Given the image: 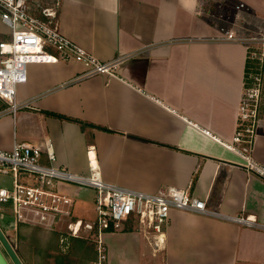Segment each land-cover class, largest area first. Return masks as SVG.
Listing matches in <instances>:
<instances>
[{"label":"crops","instance_id":"1","mask_svg":"<svg viewBox=\"0 0 264 264\" xmlns=\"http://www.w3.org/2000/svg\"><path fill=\"white\" fill-rule=\"evenodd\" d=\"M60 2L62 34L98 60L116 61L115 73L79 79L85 68L76 59L29 64L26 82L17 87L23 106L13 113L0 99V148L27 142L44 149L50 139L56 165L86 174L93 145L107 182L144 192L176 186L214 211L263 220L264 181L224 143L238 128L248 60L260 61L264 77V0ZM9 37L0 15V41ZM71 119L98 128L83 131ZM252 153L264 165V123ZM42 162L49 163L45 153ZM60 190L72 199L69 223L94 219V188L66 184ZM23 224L16 230L0 214L10 240ZM45 231L68 236L73 264L97 259L90 235ZM103 238L105 264H264V231L178 209L170 212L163 249L143 230ZM35 264L44 262L36 256Z\"/></svg>","mask_w":264,"mask_h":264},{"label":"built area","instance_id":"2","mask_svg":"<svg viewBox=\"0 0 264 264\" xmlns=\"http://www.w3.org/2000/svg\"><path fill=\"white\" fill-rule=\"evenodd\" d=\"M60 6V0H0L1 21L9 28L10 36L9 40L0 41V99L10 112L15 113L23 106L17 101V87L26 82L29 64L76 59L85 68L79 79L96 74L113 76L115 73L116 61H100L62 34L59 28ZM229 38H233V33ZM251 57L255 58L256 54H251ZM262 84L261 75H257L253 85L245 88L237 131L232 140L224 144L243 159L242 165L248 173L264 181V165L252 153L257 129L264 123L259 106ZM204 132L211 134L209 130ZM43 153L48 164L42 162ZM87 155L89 171L81 174L54 163L56 155L50 139L44 149L27 142H15L10 150L0 148V175L11 178L10 186H0V204L11 209L16 230L19 223H46L51 227L57 217L69 214L67 207L72 199L60 189L71 184L96 190L94 219L72 221L67 226L70 236L88 234L92 237L98 252L95 264H103L107 260L104 234L123 231L129 222L134 230L151 234L157 250L163 249L165 229L173 209L264 231V219L214 211L206 201L193 196L187 189L163 185L155 192H144L107 182L97 163L95 146L88 148Z\"/></svg>","mask_w":264,"mask_h":264},{"label":"rangeland","instance_id":"3","mask_svg":"<svg viewBox=\"0 0 264 264\" xmlns=\"http://www.w3.org/2000/svg\"><path fill=\"white\" fill-rule=\"evenodd\" d=\"M9 39H10V37L7 38L6 40H9ZM262 88H263V86H262ZM259 106H260L261 113H264V94H263V99L259 100ZM263 118H264V116H263ZM3 180H5L4 183H2ZM10 180H11L10 177L0 175V183H2V185L6 184V185L10 186L11 185ZM94 195H96V193H94ZM4 207L5 206L0 204V214L2 213L4 215L6 221H12L13 220V222H14L13 214L9 210H6L5 209L6 207L5 208ZM69 221L70 220H69L68 216L60 215L59 217H57L53 221L51 227H47L46 223H40V225H38L40 228L33 227L31 224L24 223L23 226L21 227V230L19 228V231L16 235V238L14 235L11 240H13V241L15 240L14 245L16 244L17 248H19L24 260L28 264H35L36 256L39 257V260L42 259V257L39 256V254H38V248H40L41 245L45 246V248L50 246L52 249H56V254H57V256L59 255V257H60V261H61L60 264H73L72 261L74 258H71L73 255V251L71 250V247H68V240H67L68 236L67 235H59V234L51 232V231H45V229H47V228L52 229V227H53L55 232H61V233L67 234V225H68ZM17 230H18V225H17ZM51 250H49V251H51ZM85 250L86 251H84V252H86V254H87L89 252V249L87 248ZM44 251H45V253H49V254L51 253V252H48L47 250H44ZM97 254H98V252H97ZM79 258H80L79 260H82V259L84 260L85 256H81ZM79 263L81 264V261L76 260V263L74 262V264H79ZM85 263H86V261H85ZM93 264H95V262H93ZM103 264H105V262Z\"/></svg>","mask_w":264,"mask_h":264},{"label":"trees","instance_id":"4","mask_svg":"<svg viewBox=\"0 0 264 264\" xmlns=\"http://www.w3.org/2000/svg\"><path fill=\"white\" fill-rule=\"evenodd\" d=\"M260 65H261V63H260V61L258 59L255 60L254 62H251L250 60H248L247 68H246V74H245V88H249V87H251L253 85L254 77L256 75H261V77H262V79L264 81V77L262 75V71H261V66ZM50 114L54 115V116H57L59 118L67 119L66 117H64L62 115L53 114V113H50ZM261 116L263 117L264 113H261ZM71 120L77 122L80 125V127H81V129L83 131H86L87 128H98V126H95V125H93L91 123H88L86 121L77 120V119H71ZM99 128L103 129V130H106L108 132H112L111 130H109L107 128H102V127H99ZM133 230H134L133 224L130 223V222L127 223L126 227L124 228V231H133ZM50 248H51L50 246L45 248V246H43V245H41V247L38 248V254H39V256L42 257L41 261L44 262V264H51V261L54 260V264H60L61 263V261L59 259L60 257H59V255L57 256L56 249H52L51 248L52 249L51 250ZM44 250H47L48 252H51V253L50 254L49 253H45ZM49 250H51V251H49ZM17 251H18V254L21 257L22 261L24 262V264H28L24 260L19 248H17Z\"/></svg>","mask_w":264,"mask_h":264},{"label":"water","instance_id":"5","mask_svg":"<svg viewBox=\"0 0 264 264\" xmlns=\"http://www.w3.org/2000/svg\"><path fill=\"white\" fill-rule=\"evenodd\" d=\"M0 264H24L8 235L0 226Z\"/></svg>","mask_w":264,"mask_h":264}]
</instances>
